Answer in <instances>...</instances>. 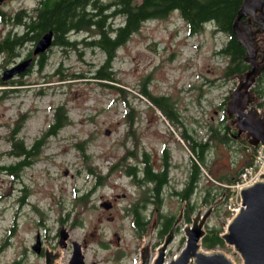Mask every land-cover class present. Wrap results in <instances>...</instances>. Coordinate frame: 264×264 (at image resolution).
Segmentation results:
<instances>
[{
    "label": "rangeland",
    "instance_id": "374dc122",
    "mask_svg": "<svg viewBox=\"0 0 264 264\" xmlns=\"http://www.w3.org/2000/svg\"><path fill=\"white\" fill-rule=\"evenodd\" d=\"M35 6L36 0H4L0 13L6 17ZM262 14V10L258 11L255 21L264 27ZM114 22H120V18ZM8 31L21 33L11 21L0 19V35ZM245 31L252 33L251 28L245 27ZM87 36L70 34L72 40ZM226 40L223 33L214 32L212 25L189 34L177 12L144 22L117 50L112 64L117 86L127 90L125 100L134 109L132 132L125 124L128 109L121 93L92 78L103 62V54L96 49L51 46L45 52L43 69L34 64L15 77L19 87H11L13 92L0 99V167L17 160L8 154L7 142L15 127L19 130L17 137L30 146L35 139H42L57 106L65 108L69 123L44 138L43 148L28 167L15 175L0 169V264H45L47 249L54 253L60 250L56 262L69 264L73 241L82 246L85 263L138 264L144 238L135 237L126 210L148 186L134 184L125 169L136 163L140 167L142 152L159 157L165 148L169 182L159 196L161 202L149 203L142 215L149 217L150 224L157 215L163 221L178 215L183 206L176 192L185 185L191 159L180 133L185 129L196 141L208 140L209 126L222 127L218 106L238 83L237 78L222 77L226 59L216 52ZM33 48L30 42L23 45L11 63H4L0 57V77ZM71 74L83 77L67 81L59 78ZM143 85L151 96L169 98L181 125L174 126L139 94ZM83 140L86 143L77 147ZM242 146L241 142L211 141L204 153L205 167H199V183L190 198L193 210L185 211L184 218L177 221L176 239L173 237L169 243L165 261L184 245L183 230L191 225L197 210L204 214L212 208L204 230L220 228L224 233L230 218L228 202L211 198L219 192L215 188L217 178L234 176L249 161L251 153ZM127 150L135 151L137 157L124 159L123 165L95 187V172L105 175L109 167L122 161ZM136 177L142 175L137 173ZM206 190L210 192L205 201ZM108 202L112 204L106 209L102 204ZM36 236L43 254L32 250ZM200 250L220 252L233 264H242L232 246ZM155 254L150 255V260Z\"/></svg>",
    "mask_w": 264,
    "mask_h": 264
},
{
    "label": "trees",
    "instance_id": "16d2710c",
    "mask_svg": "<svg viewBox=\"0 0 264 264\" xmlns=\"http://www.w3.org/2000/svg\"><path fill=\"white\" fill-rule=\"evenodd\" d=\"M245 0H36V6L32 10H20L13 15L0 13V19L3 21H11L14 27H19L21 33L0 37V57L4 63H11L19 55V49L27 43L34 45L42 35L51 31L53 34L52 46L69 47L71 49L89 48L96 49L103 54V62L93 71L92 78L100 85L112 88L123 96L128 112L126 113V126L129 131L132 130L134 109L130 106L125 96L127 90L117 86L119 83L115 78L112 70V64L116 57L117 50L122 47L134 34L139 30L141 25L150 20L165 18L171 12H177L184 21L189 34L200 32L206 24L211 23L214 32L223 33L228 41L220 47L216 55L225 57L226 66L222 70V77L226 80L236 78L237 75L244 74L249 68L246 60L247 54L245 48L239 44L233 32V23L238 13L240 12ZM264 12V4L262 7ZM120 18V22L115 23L114 20ZM259 32L256 37L259 38V46L264 50V28L256 26ZM86 33L88 36L81 40H72L70 34ZM32 51H29L26 56H30ZM46 55H39L35 60V65L41 70L46 65ZM58 68L55 73L57 74ZM82 75H66L60 76V80H72L82 78ZM19 83V84H18ZM20 82L14 79L2 81L0 77V99L6 97L13 92L11 87H19ZM255 97L261 99L264 97V72L259 76V79L254 84L252 89ZM139 94L149 100L159 112L167 118L174 126L181 125L178 122V116L173 108V104L168 97L151 96L143 87L139 90ZM263 102L257 103L261 106ZM218 106V109L223 110V106ZM224 120V119H223ZM222 120V122H223ZM69 123L66 115V110L63 106H57L54 109L53 118L50 125L44 132L42 139H35L30 146H26L22 139L17 137L19 132L18 127L12 129L9 133L7 142L10 150L8 154L16 158V162L7 166H2L0 169L5 170L11 175L24 167H28L32 163V159L36 157L44 146V138L46 136L55 135L60 129ZM223 127L226 123H222ZM177 127V126H176ZM227 127V126H226ZM222 127L209 126L208 140L204 142L196 141L190 136H187L186 130L180 133L181 139L187 143L188 150L191 154V173L181 191L176 192L180 199L184 201L190 200L192 193L197 188L199 183V167L204 165V153L208 150L211 141L219 143H230V138L223 136ZM227 129V128H224ZM86 143L83 140L77 147H82ZM242 149H246V142L242 141ZM137 146V145H136ZM135 146V147H136ZM82 155L83 153L82 149ZM127 157H137L135 151H126V155L122 156V161L109 167L105 175L96 174V182L94 186L103 184V180L117 169L119 165L124 164V159ZM145 153L142 152L140 161L143 162ZM164 166H168V152L163 150ZM252 156L245 164L251 163ZM205 167V165H204ZM243 168V167H242ZM242 168L232 177H219L215 181V188L219 189L211 199L215 201L219 196L225 194L229 196L230 190L223 185L232 184ZM166 170V169H165ZM88 172H93L88 169ZM127 175L132 177L134 184L148 186L146 190L152 195L151 203L155 204L154 198L161 195L162 190L167 186L169 178L165 173L154 174L152 171H146L142 177L138 179L135 167L125 169ZM146 186V187H147ZM209 190H206V199L209 197ZM127 213L130 209L126 210ZM190 214V213H189ZM189 214L186 215V220L189 221ZM227 215V213H226ZM137 232L140 229L135 225ZM222 230L220 228L207 229L204 237L201 239V247L205 250H213L218 247H223L224 242L221 238ZM139 235V234H138Z\"/></svg>",
    "mask_w": 264,
    "mask_h": 264
},
{
    "label": "water",
    "instance_id": "95a60500",
    "mask_svg": "<svg viewBox=\"0 0 264 264\" xmlns=\"http://www.w3.org/2000/svg\"><path fill=\"white\" fill-rule=\"evenodd\" d=\"M4 0H0V5ZM264 0H245L240 12L233 23V32L239 44L243 46L247 54V62L251 66L242 77L240 82L232 91L227 104V113L233 117L236 123L238 134L245 133V138L251 146H257L259 143L264 145V114L258 116L254 106H250L255 98L250 88L255 83L257 77L256 66L254 63L256 57L255 41L251 32H246L239 27V21L246 14L255 15L257 11L262 10ZM264 19V14H262ZM264 28V27H262ZM53 34L48 31L35 43L32 56H38L45 53L51 46ZM33 64V59H24L10 68L6 69L2 75V81L6 82L14 77L25 73ZM241 204L235 216L226 224L221 238L224 244L232 246L241 258L242 264H264V182H256L251 186L240 190ZM221 201V200H220ZM214 202L213 205H215ZM104 208L110 205L103 203ZM212 208H209L204 214L197 210L195 217L191 220V225L184 228L185 243L179 252L165 261L166 249L171 243L172 231L165 236L164 241L156 249L155 256L150 260L149 245L151 239L147 237L145 244L140 251L138 264H233L220 252L205 253L200 250L201 239L206 231L204 224L210 215ZM179 213V212H178ZM180 217L177 215V220ZM177 223V222H176ZM76 248L69 260V264H84L83 256L77 249V242H72ZM40 240L38 236L32 250L40 253ZM57 253L47 249L45 252V264H56Z\"/></svg>",
    "mask_w": 264,
    "mask_h": 264
},
{
    "label": "flooded vegetation",
    "instance_id": "af4514ba",
    "mask_svg": "<svg viewBox=\"0 0 264 264\" xmlns=\"http://www.w3.org/2000/svg\"><path fill=\"white\" fill-rule=\"evenodd\" d=\"M255 19H258V11L256 12V15L246 14L244 17L241 18V20L239 21V24L241 23L242 26H240V27L244 30H245V27L251 28V30H252V37L255 41V47H256V57H255L254 63H255L256 69H257L256 70V72H257L256 81H257L259 79V76L264 72V50H262L261 47L259 46V38L256 37V34L259 32V28H257L256 26L259 27V24L256 23ZM7 33H10L11 35L14 34L13 32L8 31V32L0 35V37L6 36ZM227 41H228V38H227L226 42ZM30 56H26L25 58H29ZM249 69H251L250 65H249V68L247 69V71ZM243 75L244 74L237 75L236 78L239 80V77H242ZM230 95H231V90H230V92H227V95L223 99L222 103L225 102V105L223 106V110L222 109L220 110V113L222 114L220 116V118H221L220 124L222 125V128H223L222 129L223 136L230 138V142H241V143H242V141L247 142L246 138H245V133L242 132V133L238 134L237 128H236V123L233 122L234 116H229L227 113V104L229 102ZM221 105L222 104H220L219 106H221ZM222 120H223V122H222ZM222 123H226V125L223 127ZM224 128H227V129H224ZM187 136H190V134H188ZM190 137H192V136H190ZM138 165L139 164L136 163V166H133V167H135V170L137 171L138 174L142 175L146 171L148 172V170H149V171H152V173H154V174L165 173L166 176L169 178V174H168L169 163H168L167 168H165L164 158H163V150H162L161 155L159 157L157 155L153 154L152 152H145L144 161L140 162V165H141L140 167ZM190 173H191V162H190V169H189L188 174H190ZM151 197H152V195L150 194V192L148 190H146V189H144L143 191L141 190L140 193H138L136 195L135 201H132L131 205L128 208V209H130V211L128 212L129 213L128 215L131 218L132 229L134 230L135 237L136 238L142 237V239L144 238L143 244H145V239L147 237H149L151 239V243L149 245L150 255L153 252H156L157 247L163 243L165 236L168 235L172 230H173L172 236L175 237V239H176V235H177L176 228L178 227L177 221H179V220H177V216L176 217L168 216L163 221V217H161L160 215H157V216H155V218H153L152 224H150L149 223V221H150L149 217L147 215H142V212L145 211L147 205L149 203H151V200H152ZM176 198H178V201L183 206L180 208L179 213H178V217H181V219H182V218H184L185 211L187 212L189 210H193L194 206L190 200L184 201L183 199H180V196H178V195ZM153 201L155 203L161 202L159 197L154 198ZM108 204H109V202H108ZM111 204L112 203L110 202L109 205H111ZM112 207H113V205H112ZM185 208H186V210H185ZM110 218H112V217H110ZM135 225L140 229L139 232H137L134 229ZM158 228H159V230H158ZM153 239L156 241H153ZM172 242H173V240H172ZM71 244H72L71 245L72 246L71 247L72 248L71 255H72L73 251L76 248H74L73 243H71ZM76 245H77V249L79 251H81L82 246L79 244H76ZM142 247H141V249H142ZM141 249L139 250V253H138L139 258H140ZM43 253H44V250L42 249V246H41L39 254H43ZM81 253H82V251H81ZM84 264H96V262H94V261H92L90 263L84 262Z\"/></svg>",
    "mask_w": 264,
    "mask_h": 264
},
{
    "label": "built area",
    "instance_id": "2783aa9c",
    "mask_svg": "<svg viewBox=\"0 0 264 264\" xmlns=\"http://www.w3.org/2000/svg\"><path fill=\"white\" fill-rule=\"evenodd\" d=\"M258 112L263 109L257 110ZM256 182H264V146L259 145L254 149L253 158L249 165L245 166L239 174L237 180L230 186H228L232 194L228 198L227 208L233 216L239 209L241 200L239 192L241 189L253 185Z\"/></svg>",
    "mask_w": 264,
    "mask_h": 264
},
{
    "label": "bare ground",
    "instance_id": "6f19581e",
    "mask_svg": "<svg viewBox=\"0 0 264 264\" xmlns=\"http://www.w3.org/2000/svg\"><path fill=\"white\" fill-rule=\"evenodd\" d=\"M56 264H61L60 262H56Z\"/></svg>",
    "mask_w": 264,
    "mask_h": 264
}]
</instances>
